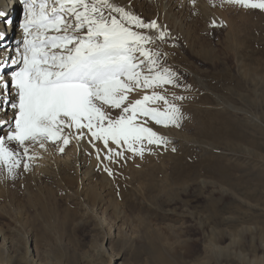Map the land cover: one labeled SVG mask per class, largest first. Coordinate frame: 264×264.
Listing matches in <instances>:
<instances>
[{
  "label": "rangeland",
  "instance_id": "rangeland-1",
  "mask_svg": "<svg viewBox=\"0 0 264 264\" xmlns=\"http://www.w3.org/2000/svg\"><path fill=\"white\" fill-rule=\"evenodd\" d=\"M126 1L134 15L158 25L133 26L152 37L145 47L155 53L153 72L167 69L175 75L172 84L130 92L125 104L160 93L180 109L178 126L138 116V123L165 142L145 140L146 150L136 154L123 142L117 146L109 141V148L123 152L110 160L105 159L103 142L92 141L87 129L80 130L85 133L82 139L75 138L76 129H65L70 141L66 145L45 140L41 148L26 142L27 155L17 142L7 140L15 125L0 132L19 161L11 171L0 162V264H260L264 9L229 0ZM17 13L8 33L12 37L23 7ZM148 69L145 62L144 74ZM147 106L166 108L163 100ZM106 110L112 118L121 114V109ZM208 127L215 128L214 138L202 133ZM51 147H57L61 157L65 150H74L84 160L86 185L73 171L70 182L57 171L47 174L34 168L36 161L48 160ZM181 169L188 178L178 177ZM179 179L184 180L177 183ZM72 210L73 218L64 227L58 225Z\"/></svg>",
  "mask_w": 264,
  "mask_h": 264
},
{
  "label": "snow or ice",
  "instance_id": "snow-or-ice-1",
  "mask_svg": "<svg viewBox=\"0 0 264 264\" xmlns=\"http://www.w3.org/2000/svg\"><path fill=\"white\" fill-rule=\"evenodd\" d=\"M18 2L23 6L24 18L20 25L24 34L23 51L18 50L19 60L0 58V69L5 74L9 59L16 66L11 70L10 81L5 79V74H0V95L4 88L11 86L18 96V101L10 104L17 111L15 131L8 132V141L17 142L27 155L26 142L39 143L41 148L45 147V140H63L66 145L70 141L63 135L65 129H76V139H82L85 133L80 130L87 129L92 141L103 142L107 148L105 159L109 160L113 155L123 156L122 151L108 147L109 141L117 146L123 142L136 154L146 150L142 144L145 140L157 145L165 142V137L138 123L137 118L143 116L157 124L178 126L180 109L175 104H168L157 92L125 104L128 94L138 88L174 83L171 77L175 74L167 69L163 74L153 72L155 53L145 47L152 42V37L133 30V26L156 29V21L145 23L113 0ZM229 2L264 9V0ZM7 7V4L0 7V42L6 37L4 28L14 23ZM112 13H118L119 18ZM163 36L161 32L160 38ZM136 53L144 59L140 60ZM145 62L149 65L147 75L142 71ZM154 100H163L165 110L147 106ZM106 108L121 109V114L112 118ZM63 150L61 147L60 151ZM97 153L99 158V149ZM17 155L0 136V162L9 171L18 165ZM24 167L27 169L28 164ZM105 170L111 175V169Z\"/></svg>",
  "mask_w": 264,
  "mask_h": 264
},
{
  "label": "bare ground",
  "instance_id": "bare-ground-1",
  "mask_svg": "<svg viewBox=\"0 0 264 264\" xmlns=\"http://www.w3.org/2000/svg\"><path fill=\"white\" fill-rule=\"evenodd\" d=\"M113 3H115L117 6L124 7L126 11H131V7H130L129 1H126V0H113ZM5 4L8 5L6 10L9 12V15L13 18L14 23H15L17 21L16 18L18 16V13H17L18 7H20V6L23 7L22 4L19 3L18 0H0V7L4 6ZM23 18H24V16H22L21 21H18L19 23L17 24V34H15V37L14 36L13 37L9 36V34H8L9 31H10V26L4 28V31L6 32V37H5V40L3 42H0V43L3 44V47H0V58L8 57L10 59L11 58L18 59V60L20 59V57L18 55V52H16V51H17V49L19 50V48L23 49L22 45H23V36H24V34H23L22 28L20 27L21 22L23 21ZM20 43L22 44L21 46H19ZM262 54H264V53H262ZM10 59L8 61V64H7V72H6V74H5V70L4 69H0V74H5V79L9 80V81H10V78H11V70L15 66V65L11 64ZM261 65H262V63H261ZM256 69L259 70L258 68H256ZM257 83H255V85ZM17 101H18L17 90L14 87H11L10 92L8 90V87L3 89V94L0 95V121H3V123L0 124V132H3V134L6 133L7 130L12 125H15L14 113L17 111V109H13L10 106V104L11 103H16ZM205 132L208 134V136H210L212 138H214L215 135H216L215 128L208 127L206 129L202 130V133H205ZM58 150L59 149L57 147L54 148V149H52V147L49 148L50 152L54 151L52 153V155H50L48 160H46V157L45 158L42 157L44 159V160L43 159L40 160V161L43 160L42 162L36 161L37 163H35V164H38V165L36 167H34V168H36V170L39 171V172L41 171V172H44V173H47V174L57 171V172L61 173L63 177H66L70 182H72L73 179H74L71 176V174H70V171H73V173L76 176H78V177L81 176L80 178L84 179L82 181V184L86 185L88 182H85V181L89 178V176H88V171L89 170L87 169L84 160H82L80 158V156L74 150H65L63 152V154H62V157H61L60 154H58V152H57ZM34 158L35 157H33V160H34ZM36 160H38V159H36ZM187 175L188 174L183 169H181L180 174L178 175V177L185 179V178L189 177ZM184 179H179L176 182L179 183V182L183 181ZM192 180H195V179L192 178ZM47 213L48 212H47L46 209H42V215L43 216L48 217ZM73 215H74V210H72V213H71L70 217L65 215V217L61 218L57 222V224L62 226V227H64L65 224H67L68 220H71L73 218ZM164 261L167 262L166 259H164ZM260 264H264V261L261 262Z\"/></svg>",
  "mask_w": 264,
  "mask_h": 264
}]
</instances>
